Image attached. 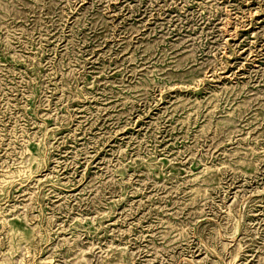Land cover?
Segmentation results:
<instances>
[{
  "label": "rangeland",
  "instance_id": "obj_1",
  "mask_svg": "<svg viewBox=\"0 0 264 264\" xmlns=\"http://www.w3.org/2000/svg\"><path fill=\"white\" fill-rule=\"evenodd\" d=\"M0 264H264V0H0Z\"/></svg>",
  "mask_w": 264,
  "mask_h": 264
}]
</instances>
